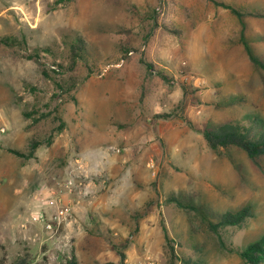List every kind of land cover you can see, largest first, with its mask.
<instances>
[{
    "label": "rangeland",
    "instance_id": "374dc122",
    "mask_svg": "<svg viewBox=\"0 0 264 264\" xmlns=\"http://www.w3.org/2000/svg\"><path fill=\"white\" fill-rule=\"evenodd\" d=\"M219 1L243 20L211 0H0V264H247L264 156L212 150L203 131L264 127L243 43L264 56V17L248 14L264 0ZM247 205L244 224L214 228Z\"/></svg>",
    "mask_w": 264,
    "mask_h": 264
},
{
    "label": "trees",
    "instance_id": "16d2710c",
    "mask_svg": "<svg viewBox=\"0 0 264 264\" xmlns=\"http://www.w3.org/2000/svg\"><path fill=\"white\" fill-rule=\"evenodd\" d=\"M216 5L230 9L236 14L241 20L244 18V13L235 7L226 4L223 1L211 0ZM249 15L264 17V13H248ZM244 35V34H243ZM7 41V39H4ZM64 43L69 45L71 67L70 70L74 69L77 65V59L83 58L86 53V42L84 38L79 34L67 35L64 37ZM243 43L250 60L259 68L264 70V56L255 55L250 45L243 36ZM34 57V56H32ZM47 75L46 72H44ZM163 78L165 76L160 74ZM203 136L208 146L215 151L220 148H228L231 146L237 147L246 152L248 157L257 162L258 159L264 156V127L257 123L254 119L252 123H240V122H229L217 126L208 127L203 131ZM31 146L29 156L33 157L34 149L38 146L37 142ZM13 153L19 156H26L25 154L11 150ZM187 208H194L192 205L185 206ZM255 212L251 205H247L237 211H226L219 214L216 217V224H213L214 228L221 226H241L249 218L253 217ZM240 256L244 259L247 264H263L264 263V234L256 241L247 245L244 249L238 250ZM185 264H197L190 260L183 259ZM13 264H27L25 260H18Z\"/></svg>",
    "mask_w": 264,
    "mask_h": 264
},
{
    "label": "built area",
    "instance_id": "2783aa9c",
    "mask_svg": "<svg viewBox=\"0 0 264 264\" xmlns=\"http://www.w3.org/2000/svg\"><path fill=\"white\" fill-rule=\"evenodd\" d=\"M63 212H59L58 215L55 216L56 219H61V214ZM34 222L42 223L44 224L48 229H51L53 227V222L50 220H47L46 216L43 213H33L30 215V218H28ZM125 264H159L158 260L152 257H147L144 260H139L135 262H131L128 259L125 260Z\"/></svg>",
    "mask_w": 264,
    "mask_h": 264
}]
</instances>
